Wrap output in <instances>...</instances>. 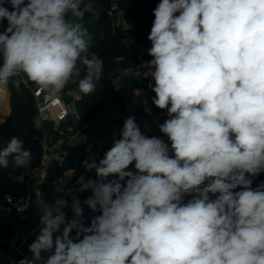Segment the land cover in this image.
Wrapping results in <instances>:
<instances>
[{
	"label": "clouds",
	"instance_id": "clouds-1",
	"mask_svg": "<svg viewBox=\"0 0 264 264\" xmlns=\"http://www.w3.org/2000/svg\"><path fill=\"white\" fill-rule=\"evenodd\" d=\"M94 3L0 0V86L23 74L56 96L78 78L93 93L103 61L83 18ZM152 14L144 76L167 141L129 116L102 158L90 145L82 166L96 178L81 174L66 193L73 217L65 194L38 199V234L15 264H264V181L253 186L264 173V0H159ZM32 159L16 136L0 148V168ZM89 190L83 205L99 215L85 223L75 192Z\"/></svg>",
	"mask_w": 264,
	"mask_h": 264
},
{
	"label": "trees",
	"instance_id": "trees-1",
	"mask_svg": "<svg viewBox=\"0 0 264 264\" xmlns=\"http://www.w3.org/2000/svg\"><path fill=\"white\" fill-rule=\"evenodd\" d=\"M118 3L124 9L126 17L140 25L145 17L153 13V9L159 3V0H118ZM94 7L97 16L93 17L88 13L83 18V23L93 37L89 53L95 54L103 61V73L93 93L88 95L82 93L80 98L75 99V105L81 117V124L87 125V127L83 130L86 136L84 144L68 147L70 159L64 168L69 167L74 170V186H78L75 182L80 176L82 162L87 154L86 144L92 143L95 147L101 138L112 133L114 122L111 112L125 104L137 88L136 80L132 79H125L120 87L115 88L107 77L106 73L116 67V59L122 58L126 66L133 64L132 60L136 57V51L122 43L123 32L113 25L108 1L95 0ZM82 76L83 73L81 78ZM140 85L146 88L142 96L147 98L151 114H158L160 109L152 103L155 93L151 89L148 90V80L145 78L140 79ZM67 87L79 91L78 78L71 79ZM0 88L3 89L1 91L5 92L4 87L1 86ZM9 90L10 112L6 120L0 124V148L6 146L11 137L16 136L23 141L24 147L32 153L33 159L30 166H36L39 164L42 153L40 139L43 132L33 123L35 114L33 97L24 87L17 88L11 83H9ZM3 94L2 92L0 98L4 96ZM47 132H53L51 126H48ZM119 138V135H116L113 140ZM22 168H14L11 163L8 168H0V235L17 237L22 235L25 230L24 219L17 212L7 210L5 204L6 194L15 192L19 187V184L14 180V176ZM61 169L58 172H61ZM129 170L134 171V168L130 166ZM255 183L256 179L254 185ZM75 194L82 202L91 195L87 191L83 193L77 191ZM82 207L84 208L85 223H89L93 216L99 215L98 211L93 213L86 206ZM66 216L71 219L73 212L69 211Z\"/></svg>",
	"mask_w": 264,
	"mask_h": 264
},
{
	"label": "built area",
	"instance_id": "built-area-1",
	"mask_svg": "<svg viewBox=\"0 0 264 264\" xmlns=\"http://www.w3.org/2000/svg\"><path fill=\"white\" fill-rule=\"evenodd\" d=\"M107 1L113 25L123 32L122 43L136 51L135 62L133 64L126 66L123 59L118 58L115 60L116 66L133 71L138 78L152 80L151 76H144V73L148 72L149 69L143 66V62L152 59L148 55L151 42L147 39L151 27L146 31L145 36H139L136 23L126 17L125 11L120 7L118 0ZM144 44L147 45V48L144 47ZM10 81L13 86L19 87L23 79L20 74L10 79ZM145 91L146 88H140V93H144ZM30 93L35 105L33 123L43 132L40 139L42 153L39 164L33 166L31 171L28 172V176L34 187L31 190L18 188L15 192L8 193L5 196L6 209L17 213L26 212L31 206H36L38 199H43L42 186L44 183H47L49 176V183L59 194L71 195L66 193L71 189L78 188V186H74L70 182L67 176L58 172V169L69 163L68 147L71 146V143L75 141L74 139L82 134L84 128L87 127V125L81 124V117L76 108L75 99L65 95V88L56 96H51L33 83ZM140 104L141 100L138 96H131L125 104L114 111L112 115L113 122L123 127L124 120L129 116H134L141 131L151 136L152 123L140 112ZM48 126H51L53 132H47ZM110 147L111 145L105 147L101 151L99 158H102L104 152ZM25 175V169H21L14 176L15 182L21 183ZM91 178H96L95 173ZM260 181H264V175L259 177L255 184ZM87 192L91 194V190ZM81 204L84 206L82 201ZM36 210L38 214V209ZM69 211H72L71 206H69Z\"/></svg>",
	"mask_w": 264,
	"mask_h": 264
},
{
	"label": "crops",
	"instance_id": "crops-1",
	"mask_svg": "<svg viewBox=\"0 0 264 264\" xmlns=\"http://www.w3.org/2000/svg\"><path fill=\"white\" fill-rule=\"evenodd\" d=\"M154 20L153 14H151L148 17H145L141 24L137 25L138 28V34L139 36L143 37L146 35V31L148 30L149 27L152 26V22ZM144 47L147 48V45L144 44ZM122 59V58H120ZM132 62H135V57L133 58ZM107 74V77L109 78L111 84L115 87L118 88L120 85L123 83L125 79H132L136 80L137 82V88L135 89L134 96H138L141 98V104L139 106L140 112L146 116L152 123V133L151 136H159L165 141H167V137H165L162 133H160L158 125L163 123L164 120L167 118V113L165 110H160L158 114L152 115L150 112L149 108V103L147 98L142 96V93H140V88L143 87L140 85V79L138 78L133 71L131 70H126L121 67H114L112 68ZM21 77L23 79L22 84L19 87H24L26 90L30 92L31 87L33 85L32 82H30L26 76L21 74ZM71 80L69 81V83ZM150 83H154L152 80H148ZM11 83V81H9ZM9 83L6 86H2L5 88V92H3L4 96L0 98V121H5L6 118L9 115L10 112V90H9ZM68 83V84H69ZM1 87V86H0ZM17 87V88H19ZM149 88V87H148ZM0 90H3L0 88ZM150 90V88L148 89ZM2 94V91H0V95ZM65 95L71 97L72 99H78L82 96V93L78 90H71L67 86L65 87ZM132 95V96H133ZM114 111L111 112V116L113 115ZM114 124V123H113ZM114 129L112 133L109 136H106L104 138H101L98 142V144L94 147L92 143L86 144V151L87 154L84 158V160L90 155L89 152V146L91 145V153L96 155L97 160L100 157L101 151L108 146H112V141L113 138L118 135V131L122 128L120 125L114 124L113 125ZM85 134L84 131L82 134H80L78 137H76L74 142L71 143V146L76 145V144H84L85 142ZM65 166V165H64ZM64 166H61L58 170L61 168V173L65 176H67L70 180V182L73 184V172L74 170L72 168H64ZM33 166H29L28 168H22L25 169L26 175L23 178V181L19 183L20 189H28L31 190L34 186L32 181L30 180L28 176V172L31 171ZM133 167V166H131ZM134 168V167H133ZM135 171V169H134ZM81 174H84L86 176L91 177L94 172L92 173H86L83 166L81 170ZM264 173H262L259 177H261ZM258 177V178H259ZM256 178V181L257 179ZM50 182V176L48 177L47 183H44L42 186L43 190V199L46 201H51L55 198H59L61 194L57 193L52 185L49 183ZM65 199L68 200L69 206H71V200H72V195H64ZM69 206L64 209L65 213L69 212ZM37 207L36 206H31L26 212L18 213L19 216H21L24 219L25 223V230L24 233L20 236L17 237H9L8 235H0V264H15V262H18L20 259L30 256V253L28 251V246L29 244L33 241L35 238V235L38 234V229L40 227L39 224V216L37 214ZM10 211V210H9Z\"/></svg>",
	"mask_w": 264,
	"mask_h": 264
},
{
	"label": "bare ground",
	"instance_id": "bare-ground-1",
	"mask_svg": "<svg viewBox=\"0 0 264 264\" xmlns=\"http://www.w3.org/2000/svg\"><path fill=\"white\" fill-rule=\"evenodd\" d=\"M0 91H1V90H0ZM2 92H4V91H2ZM0 107H2V105H1Z\"/></svg>",
	"mask_w": 264,
	"mask_h": 264
},
{
	"label": "rangeland",
	"instance_id": "rangeland-1",
	"mask_svg": "<svg viewBox=\"0 0 264 264\" xmlns=\"http://www.w3.org/2000/svg\"><path fill=\"white\" fill-rule=\"evenodd\" d=\"M106 146H108V145H106ZM263 175H264V174H263ZM263 175H262V176H263Z\"/></svg>",
	"mask_w": 264,
	"mask_h": 264
}]
</instances>
